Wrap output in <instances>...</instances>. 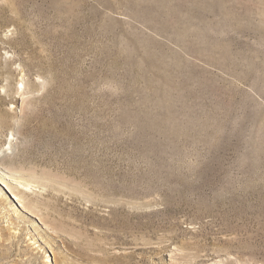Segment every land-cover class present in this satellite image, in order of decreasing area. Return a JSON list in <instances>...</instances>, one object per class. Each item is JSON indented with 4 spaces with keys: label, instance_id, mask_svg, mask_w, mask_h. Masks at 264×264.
Returning a JSON list of instances; mask_svg holds the SVG:
<instances>
[{
    "label": "rangeland",
    "instance_id": "rangeland-1",
    "mask_svg": "<svg viewBox=\"0 0 264 264\" xmlns=\"http://www.w3.org/2000/svg\"><path fill=\"white\" fill-rule=\"evenodd\" d=\"M0 264H264V0H0Z\"/></svg>",
    "mask_w": 264,
    "mask_h": 264
},
{
    "label": "bare ground",
    "instance_id": "bare-ground-1",
    "mask_svg": "<svg viewBox=\"0 0 264 264\" xmlns=\"http://www.w3.org/2000/svg\"><path fill=\"white\" fill-rule=\"evenodd\" d=\"M20 192H24V195L21 194L22 198H20V201H22L25 205L27 204L29 206L30 205L29 203L32 201H30L29 197L27 195H25V193H26L25 191L21 190Z\"/></svg>",
    "mask_w": 264,
    "mask_h": 264
}]
</instances>
